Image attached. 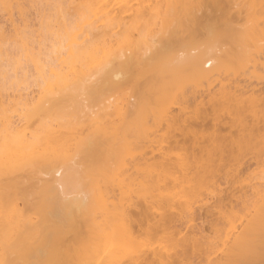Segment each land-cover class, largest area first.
Returning <instances> with one entry per match:
<instances>
[{
    "label": "bare ground",
    "instance_id": "obj_1",
    "mask_svg": "<svg viewBox=\"0 0 264 264\" xmlns=\"http://www.w3.org/2000/svg\"><path fill=\"white\" fill-rule=\"evenodd\" d=\"M132 1L103 0L115 13L103 15L100 29L120 26L117 35L108 37L107 30V38L97 33L95 39L94 30V38L69 41L48 66L49 76L38 64L46 86L24 115L38 118L37 128L15 125L1 109L7 133L0 138V264H169L176 258L192 264L189 249L204 255V264H264V195L260 215L242 230L226 219L230 228L219 245L176 236L198 189L213 181L224 154L241 140L214 138L199 159L173 157L164 147L176 126H188V102L202 91L234 124L247 129L248 111L264 122V100L241 83L264 81V0H231L245 8L246 23H212L201 43L184 34L196 19L190 0ZM14 4L23 9L18 0H0V10L13 15ZM217 79L220 88L211 94ZM133 207L148 240L136 235Z\"/></svg>",
    "mask_w": 264,
    "mask_h": 264
},
{
    "label": "rangeland",
    "instance_id": "obj_2",
    "mask_svg": "<svg viewBox=\"0 0 264 264\" xmlns=\"http://www.w3.org/2000/svg\"><path fill=\"white\" fill-rule=\"evenodd\" d=\"M18 1L23 4V9H18L17 4H14L13 15L0 10L2 28L0 31V112L2 108H5L8 119L15 125L28 126L32 130L39 126L40 120L34 118L28 121L24 115L32 111L39 93L46 86V80L43 79L49 76L50 65H55L58 57L67 51L68 42H74V39H77L76 42L88 40L93 37L94 30L97 31L94 36L98 33L100 36H97L100 39L103 36L107 38L109 33L114 37L121 27L116 25L115 29L113 25L109 29L101 27L105 31L100 29V26H104L105 23L102 20L103 15L107 12H111V15L115 13L111 5L102 6L103 0L101 3L97 0H33L34 3L32 0ZM202 1H204V7L201 9ZM230 1L220 0L218 3H211L208 0H190L187 9L196 16V19L184 26L188 35L184 34L186 36L192 34V37H187V40L195 38L199 41L198 43L206 41V28L215 26L212 23H218V21L220 23L227 18L233 19V24L243 26L247 21L245 8L235 3L231 5ZM137 2L138 0L132 1V3ZM238 2L240 3L241 0ZM98 6L100 9L95 14ZM129 13V11L124 13L125 21L131 18ZM192 14L189 15L193 16ZM96 27L99 28L95 29ZM100 30L102 33L98 32ZM107 32L108 34L105 35ZM90 33H92L91 36H89ZM135 35L137 36V33ZM71 37L73 41L69 40ZM96 37L95 39H98ZM38 64L44 65V77L39 73ZM222 81L230 83L229 79ZM241 83L249 86L251 89L249 93H254L260 101L264 100V81L253 79L250 82L249 79H241ZM220 84V79H217L211 94L218 91ZM198 95L196 100L194 97L190 98L188 106L189 103L191 106L186 109L187 114L184 113L188 126L183 128V131L182 126L185 127V125L176 126V129L165 137L166 151L171 152L173 157L186 153V156L187 154L190 156L189 158L199 159L204 153L203 147H212L214 138L217 141L238 139L241 140V144H234L230 151L224 154L225 160L219 173L212 182L203 184L205 187L198 189L192 214L186 213L187 217H183L176 223L179 229V234L177 233L176 236L183 238L194 234L207 241L206 245L207 243L219 245L221 238L225 239L224 235L230 228V222L226 219L230 217L229 220L233 221L239 231L249 221L260 215L258 209L261 211L260 202L264 195V122L257 123L248 111L246 113L248 128L246 129L237 123L234 124L230 116L232 114L229 115L227 110L214 111L207 91L199 92ZM132 100L134 97L131 98ZM178 106L177 103L173 106L175 114L180 112ZM4 117L0 114V138L7 133ZM47 120L50 124L55 123L48 117L45 121ZM202 198L204 201L201 200ZM131 210L139 218L135 224L136 235L148 240L150 236L146 232L147 224L137 213V207ZM190 216H194L192 220ZM219 253L217 248L215 254ZM188 258L192 264L205 263L204 255L198 250L193 252L189 249ZM169 264L188 263H179L176 258Z\"/></svg>",
    "mask_w": 264,
    "mask_h": 264
}]
</instances>
